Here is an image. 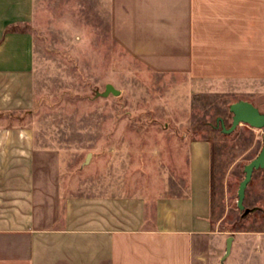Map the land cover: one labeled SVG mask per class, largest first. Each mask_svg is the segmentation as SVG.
I'll list each match as a JSON object with an SVG mask.
<instances>
[{"label": "crops", "instance_id": "1", "mask_svg": "<svg viewBox=\"0 0 264 264\" xmlns=\"http://www.w3.org/2000/svg\"><path fill=\"white\" fill-rule=\"evenodd\" d=\"M36 5L0 0V119L35 105ZM106 7L112 38L155 71L218 85L264 79V0ZM10 124H0V264H264V232L229 233L215 218L209 142H191L188 183L174 195L75 194L61 152Z\"/></svg>", "mask_w": 264, "mask_h": 264}, {"label": "rangeland", "instance_id": "2", "mask_svg": "<svg viewBox=\"0 0 264 264\" xmlns=\"http://www.w3.org/2000/svg\"><path fill=\"white\" fill-rule=\"evenodd\" d=\"M31 29L35 105L0 124L27 127L37 145L59 150L70 193L174 195L179 182L188 183L191 142L204 140L212 150L220 228L264 232V168L246 190L252 211L237 206L263 129L217 127L218 118L231 126L230 105L242 99L264 112V79L218 85L151 69L112 38L106 0H37ZM109 85L118 93H108Z\"/></svg>", "mask_w": 264, "mask_h": 264}, {"label": "water", "instance_id": "3", "mask_svg": "<svg viewBox=\"0 0 264 264\" xmlns=\"http://www.w3.org/2000/svg\"><path fill=\"white\" fill-rule=\"evenodd\" d=\"M107 92L117 94L111 85L107 87ZM230 111L233 113V121L231 126L227 127L223 118H218L217 127H221L224 133H232L241 124H248L255 128L263 129V147L259 155L251 160L244 168L245 177L241 181L238 189L237 206L239 210H243L245 214H248L252 210L245 207L246 190L249 183L253 178V174L256 170L264 168V112H262L254 103L248 100H239L230 105ZM91 154H89V157ZM233 242V236H230L227 240V254L231 251Z\"/></svg>", "mask_w": 264, "mask_h": 264}]
</instances>
